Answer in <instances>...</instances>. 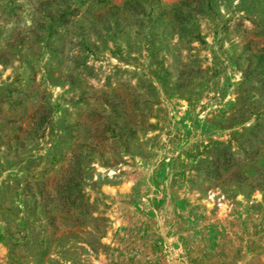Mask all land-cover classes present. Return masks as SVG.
<instances>
[{"label":"rangeland","instance_id":"374dc122","mask_svg":"<svg viewBox=\"0 0 264 264\" xmlns=\"http://www.w3.org/2000/svg\"><path fill=\"white\" fill-rule=\"evenodd\" d=\"M52 1L0 0V264H264V0Z\"/></svg>","mask_w":264,"mask_h":264},{"label":"trees","instance_id":"16d2710c","mask_svg":"<svg viewBox=\"0 0 264 264\" xmlns=\"http://www.w3.org/2000/svg\"><path fill=\"white\" fill-rule=\"evenodd\" d=\"M82 1H84V0H82ZM55 5H54V7H55V10H54V13L53 14H59V16L60 17H58V19H61L62 20V18L63 17H65V15L68 13V12H71L70 11V3L68 4L67 3V0H53L52 1ZM102 5H104V4H102ZM104 7V6H103ZM102 8V6L100 7V8H98V10L99 9H101ZM253 10V9H252ZM105 11H110V9H107V10H105ZM254 11V10H253ZM63 21V20H62ZM254 22V21H253ZM256 24V26L255 27H257V23H255ZM253 76L252 75H250V73H247V74H245L244 75V77H243V81H248V80H250L251 78H252ZM243 83V82H242ZM238 103H239V101H237ZM247 104H249V105H252V104H254V101H252L251 99H247ZM256 128V125H253V126H251V130H254ZM251 146H253V144H251V143H249V147H251Z\"/></svg>","mask_w":264,"mask_h":264}]
</instances>
